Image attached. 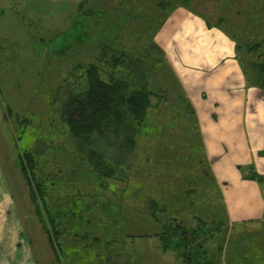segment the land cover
<instances>
[{
    "label": "rangeland",
    "instance_id": "obj_1",
    "mask_svg": "<svg viewBox=\"0 0 264 264\" xmlns=\"http://www.w3.org/2000/svg\"><path fill=\"white\" fill-rule=\"evenodd\" d=\"M81 1L84 0H0V173L17 211L24 216L25 235L40 253L39 263L47 257L45 264H87V260L100 264L97 262L100 257L102 261L111 259L115 263V259L104 254L108 246H100V256L96 257V249L73 240L71 232L84 227L87 219H94L93 227L105 220L110 208L106 206L111 205L113 198L126 197V187L112 176L108 179L100 176L88 164L75 160L66 128L59 121L60 103L69 90L68 80L71 81L75 70L78 74L79 66L94 61L100 45H108L129 57L141 56L147 49L151 58H155L154 62L149 61V70L154 71L151 78L155 87L162 89L159 98L150 99L152 105L160 102V111L150 109V122L141 127V140L138 139L139 145L131 155L132 193L151 187L154 194L161 195V202L168 205L169 212L188 225L190 215L198 214L195 211L198 206L217 210L220 215L218 187L206 173L209 164L203 154L197 115L165 58L156 61L161 46L156 41L155 30L162 16L147 7L155 0L136 1L132 7L118 10L113 7L118 0H112L113 5L107 0H85L84 9L98 8L101 12L103 8L104 11L88 18L85 11L78 9ZM171 1L170 4L179 3V0ZM189 1L190 9L205 20L215 22L223 17L219 28L235 37V42L241 46L242 59L257 62L264 68L260 58L244 53V46L264 36V0ZM232 7L235 10H231ZM101 78L107 80L106 74L102 73ZM155 122L157 126L152 125ZM91 141L90 148L104 153L108 167L121 161L114 158L105 138L92 136ZM29 150L37 154L45 173L54 174L44 182L47 189L53 188L49 197H56L65 223L64 230L52 238L55 246L59 245L58 255L52 250L48 237L52 228L44 214L41 217L37 214L18 165L20 154ZM65 199H75L70 211H66ZM118 220L117 228L121 222ZM141 224L142 221H137L134 226ZM104 225L109 223L104 222ZM239 229L226 223L220 227L221 232L217 231L219 234L212 240L213 244L210 242L211 248L214 242L221 243L225 263L232 242L245 238L236 235ZM156 244L157 240L152 246L144 241V253L156 250ZM137 255L130 257L135 260L133 263L155 259L158 262L162 257L168 260L166 264L178 262L170 252L154 258Z\"/></svg>",
    "mask_w": 264,
    "mask_h": 264
},
{
    "label": "trees",
    "instance_id": "obj_2",
    "mask_svg": "<svg viewBox=\"0 0 264 264\" xmlns=\"http://www.w3.org/2000/svg\"><path fill=\"white\" fill-rule=\"evenodd\" d=\"M107 1H110V5L115 4L112 0ZM136 1L148 3L145 0H118L117 5L115 4L113 7L116 10L129 8ZM85 2V0L81 1L78 4V9L85 11L86 18L93 13L104 12L103 8L101 12L98 8L94 11L90 8L84 9ZM169 2L172 1L155 0L153 5L148 4L147 6L148 9L157 10L162 16L155 32L173 11L176 4L191 5L189 0H179V3L174 1V4ZM223 21L224 19L221 17L214 23L219 28L221 26L219 23ZM206 24L211 26L208 20ZM225 33L231 38H235L229 34L230 32L225 31ZM263 37L244 47L247 49L246 55H256L264 63ZM237 47L238 49L241 48L238 43ZM161 50V48L160 51L158 50L160 57L156 60L157 62L164 60V52ZM153 59L155 58H151L147 49L141 56L129 57L113 51L108 45H100L94 61L79 66L78 74L75 70L74 75L69 76L72 78L71 81L67 78L69 90L60 103L59 121L66 128L73 155L76 157L75 160L79 159L88 164L91 170L100 176L106 178L112 176L111 178L122 182L126 187L125 190H127L126 197L111 199V205L106 206L110 208L107 210L105 220L102 219L103 221L93 227L91 224H93L94 219L92 221L87 219L84 227H79V230L71 232L73 239L83 242L84 247L95 248L96 257L100 256V246H108L104 248L106 249L104 254H108L110 258L120 256L122 253L120 254L117 246L121 242L124 244L125 239H127L129 245L127 257L130 259L132 254H135L137 240L145 241L155 238L159 242V250L173 253L178 261L177 264H233L231 259H227L226 263L223 261L224 255L222 254L224 251L221 243L214 242V246L212 248V245L210 246V242L212 243V240L216 238L217 231H220V227L226 224L218 190L216 194H218L221 204L218 208L220 215L216 213L217 210L203 209L198 206L195 210L198 211V214L196 212L190 215L191 224L189 225L186 224L185 220H179L176 215H172L168 205L161 202V195L154 194L151 187L144 188L138 193H132V178L129 176L133 159L131 155L134 154V150L139 145L141 127L150 122V109L160 111V102L155 105L150 102L151 97L159 98L162 90L155 87L153 77L151 78V73L154 71L149 70V61L154 62ZM243 62L246 65L250 82L264 88V68L262 65L257 62H248L247 59ZM148 72L150 73L149 79ZM102 73L106 74L107 80L101 78ZM158 123L161 125L160 122ZM152 125L157 126V123ZM92 136H96L98 139L105 138L110 143L114 158H120L121 161L117 163L114 161L116 164L108 167V160L104 153H98L90 148ZM37 157L35 152L25 151L20 154L18 165L26 179L30 199L37 214L40 217L41 214H44L52 228L48 237L52 250L58 255V251L60 252L59 245L56 243L55 246L52 238L54 239L57 232L64 230L65 223L62 222L63 215L59 213L56 197L54 195L49 197L53 188L47 189L45 187L44 179L49 176L54 177V174L45 173L38 163ZM206 173L210 175L213 184L217 186L209 168L206 169ZM48 200H51V203ZM74 201L75 199L63 200L65 207H67L66 211L72 209L71 204H74ZM212 207L214 208V206ZM118 219L121 222L117 228ZM137 221H142V226H134ZM104 222L109 223V225H104ZM158 225L160 228L158 227L156 230L155 227ZM213 225L216 226L212 228ZM56 227H58V231H55ZM215 243L217 244L215 245ZM245 259L241 258L239 261Z\"/></svg>",
    "mask_w": 264,
    "mask_h": 264
},
{
    "label": "crops",
    "instance_id": "obj_3",
    "mask_svg": "<svg viewBox=\"0 0 264 264\" xmlns=\"http://www.w3.org/2000/svg\"><path fill=\"white\" fill-rule=\"evenodd\" d=\"M190 7L176 4L156 31V41L197 115L203 154L218 187L226 223L241 228L236 235L245 237L232 242L226 258L233 264H264V88L250 82L235 38L214 22L207 26V20ZM23 217L0 173V264H45L47 260L45 256L39 263L40 253L25 235ZM145 242L152 246L156 240ZM136 244L134 252L140 258L145 254L144 240ZM156 247L147 255H165L158 240ZM128 248L125 239L117 246L122 254L113 258L115 263L101 257L97 262L168 263L163 257L159 259L164 262L133 263L127 257Z\"/></svg>",
    "mask_w": 264,
    "mask_h": 264
}]
</instances>
